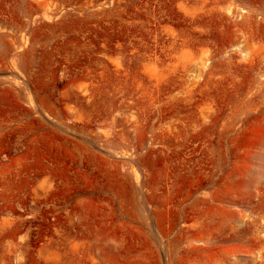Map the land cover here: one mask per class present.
Returning a JSON list of instances; mask_svg holds the SVG:
<instances>
[{"label": "rangeland", "instance_id": "obj_1", "mask_svg": "<svg viewBox=\"0 0 264 264\" xmlns=\"http://www.w3.org/2000/svg\"><path fill=\"white\" fill-rule=\"evenodd\" d=\"M0 264H264V0H0Z\"/></svg>", "mask_w": 264, "mask_h": 264}]
</instances>
